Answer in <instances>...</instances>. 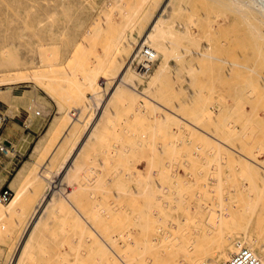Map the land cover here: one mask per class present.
Masks as SVG:
<instances>
[{"label":"rangeland","instance_id":"1","mask_svg":"<svg viewBox=\"0 0 264 264\" xmlns=\"http://www.w3.org/2000/svg\"><path fill=\"white\" fill-rule=\"evenodd\" d=\"M145 1L0 0V90H30L29 111L41 124L30 151L12 165L7 187L1 189L11 191V201L15 196L19 200L8 217L0 219V264H129L132 259L136 264L137 184L153 165L151 173L165 171L192 181L191 173L199 182L202 177L212 181L207 182L217 192L214 202L227 204L232 215L231 230L224 234L245 233L264 250V28L243 17L241 7L247 0H172L166 14L171 19L162 25L170 35L163 36L161 45L170 48L171 56L178 47H198L201 55L176 70L169 57L145 94L149 98H139L159 103L154 110L136 100L154 67L144 78H133L142 64L135 59V41L166 0ZM133 11L140 20L139 34L127 31L116 78L108 85L101 81L94 88L87 86L82 80L87 74L104 75L115 55L113 38ZM59 65H64L63 72L58 73ZM127 69L132 83L112 96L111 87ZM130 96L138 101L134 108ZM72 111L79 124H71ZM70 124L73 136L61 144ZM88 131V142L62 173L80 145L75 144ZM233 151L244 160L231 161ZM4 179L0 176V183ZM259 179L263 182H256ZM10 202L0 206L8 209ZM223 240L214 230L206 245L212 248ZM213 250L218 249L209 253Z\"/></svg>","mask_w":264,"mask_h":264},{"label":"bare ground","instance_id":"2","mask_svg":"<svg viewBox=\"0 0 264 264\" xmlns=\"http://www.w3.org/2000/svg\"><path fill=\"white\" fill-rule=\"evenodd\" d=\"M171 1L172 0H166L165 1L164 5L161 8V10L159 11V13L158 14L155 13V14H157V15H155L156 16L154 18L155 20L150 19L151 21L148 23V27L145 30V32L142 33L140 38L136 39L138 42L135 41L136 42V51H137L135 54V59L138 58L142 61L140 73L141 72H143V73H141V74L138 73V75H136L133 78H135L136 81L140 80L139 78H144L146 76V74L151 70V67H154V73H152L151 77L150 76L145 77V79L148 82L147 88L144 89L143 92L139 93V95H136V100H138L139 98H143V99L149 98L145 94L150 89L149 86L153 83V78H155L154 81H157V76L159 75L158 73L159 72L161 73L165 69V67H167V65L170 61L169 57H171V59L175 61V63H176L175 70H176L180 67H183L188 58L189 59H195L199 55H201L200 52L197 51L198 47L193 48V49L186 48V47H178V49H176V50L174 49V52H172L173 55L171 56V54H168L169 53L168 50L170 48L168 49L167 46H166L167 48H165L161 45V40H162L163 36L166 34H168L167 36L170 35L168 33L169 28L167 30V28H164V26H162V25L165 24L167 21L169 22V20L171 19V17L168 18L169 20L166 18V14L168 12V6L170 5ZM145 2L146 1L143 0V4ZM235 2L233 1V3H235ZM241 2H242V0H241ZM217 3H218V1H217ZM233 3H231V4L233 5ZM243 3H244L243 5H242V3H240V5H242L241 8H243V6H245L244 8L246 10V11L244 10L245 13L243 14L244 15L243 17L246 18V20L251 19L254 22H257L258 24L262 25L264 28V0H247V1H244ZM236 5H238V2ZM141 6H139V7L141 8ZM139 7H137V9ZM238 7H239V5H238ZM140 8L138 10H140ZM229 8H228V10L230 11L231 8H233V6L230 9ZM237 10H238V8H237ZM231 12H232V10H231ZM136 15H137L136 12H134L130 17L131 19L128 20V22H126L123 25L122 30L118 33L117 39L113 38L116 41V42H114L115 44L112 42L115 46L114 51H113L115 53V55L111 54L107 69L103 73L104 75L101 77H98V76H95L97 74H95L94 76L87 74V76H85L82 79L87 86L94 88L96 86H99L100 85L99 82H101V81H103L102 83L108 85L111 80H114L116 78V76L113 74L115 72H117L116 68H117V66H119V63H120V60H118L119 59L118 57L120 55L122 48L124 47V41L127 40V39H125V35H126L128 30L131 34L132 33H138V31H139L138 25H140L139 24L140 20H139V18L136 20ZM169 16H170V14H169ZM142 20H143V18H142ZM178 25H179V23H178ZM179 26L181 28V24ZM171 27H173V26H171ZM171 27H170V29H172ZM182 28H183V26H182ZM171 31H179V30L174 29ZM179 32H181V31H179ZM262 34L264 35V32ZM113 39H112V41H114ZM193 39L194 38H192V37L188 38L189 41H191ZM128 43L130 45V40ZM131 44H134V43H131ZM171 44H172V42H171ZM175 45H177V44H175ZM127 46H128V44H127ZM145 46L149 47L150 50L146 49ZM132 48H133V46H132ZM144 50H147L149 53H151L152 57L151 58L145 57L143 54ZM121 54H122V52H121ZM124 55H126V53ZM202 56L204 59L209 57L208 55H205V54ZM121 61H122V59H121ZM63 66L64 65L58 66V68H57L58 73L63 72L65 70V69H63ZM100 72H102V70ZM124 72H125V70H124ZM27 73H28V70H26L24 74L27 75ZM126 76L128 78L124 79ZM131 76H132V72L130 73V69H127L125 74L122 76L121 80L119 79L120 82L119 83L116 82L111 87V90H113L112 96H114V94L118 90H123V88H124V90H126L125 87L123 86V84H127L130 82L132 83ZM25 78H27V77H25ZM20 80H21V77H20ZM81 86H82V83H81ZM83 86H85V85H83ZM87 86H85V88ZM94 91H96V90H94ZM93 93H95V92H93ZM123 99H121V100H123L125 102L126 98H123ZM127 100H132L133 104L135 103L133 96L128 97ZM123 101H121L120 104H122ZM138 101L141 104L143 103V105L146 104L149 107L151 106L154 110L158 109V107L160 106V104L157 103L156 101H155L156 103L155 102H149V101H148V103H146L142 99H139ZM138 101H136V103L134 105H132L130 103L131 106H133V108H134V106L138 104ZM125 103H128V102H125ZM125 106H128V105L125 104L124 107ZM139 107H141V106H139ZM131 108L132 107H130L129 110ZM136 109H138V108H136ZM147 110H148V108H146V110H144V108H143L144 112ZM131 112L134 113V111H131ZM36 113H39V112H35V114ZM69 114H70L69 116L72 118L71 124H74L75 122L80 123L81 120H79V116L77 113L72 111ZM169 119H170L169 117H162V120H169ZM71 124L65 130H63V133H62V136H63L62 139L63 140L60 141L61 144L63 142H65V140L72 138L73 135L72 134L69 135L70 132L72 131V125ZM84 126H86V128H90L89 131L92 130L90 124L87 123V125H86V123H85ZM89 131L86 134V136L84 137V139L82 141H80L81 143L78 142L79 141L78 140L77 143L75 144V147L78 146V144H80V145L78 148H76V151L74 153L75 155L73 153L72 154L70 153V155H69L70 159L68 158V164L66 165V167L62 173H64V171L67 169L68 166L72 165V163L75 160L76 155L79 152H81L82 147L84 146L86 141L88 142V139H89L88 137L90 136ZM51 133H52V131L50 130L49 135L52 136L53 134H51ZM205 142H206V140H205ZM58 147H60V143L55 148H58ZM224 147H226V149H229L228 145L224 144ZM36 149L39 150L40 146L38 145L36 147ZM124 149L127 150L126 148H124ZM240 158L241 159L243 158V160H244V157L241 156V154L239 152H236V151L232 152L231 161H235V162L240 161L241 160ZM245 160H246V158H245ZM151 162H152V160H151ZM249 162H251V161H249ZM149 165H150V163H149ZM150 166H152V165H150ZM152 167L154 168V165ZM153 168H152V170H153ZM152 170H151V172H152ZM155 170H153V171H155ZM168 170H167V172H168ZM202 170H206V168L202 169ZM131 172H133V171H131ZM131 172H129V173H131ZM151 172L149 170L147 172L148 176L146 175L147 177H145L144 179L139 178L140 182H139V179L136 180V182L137 181L139 182L137 184L138 186H137L136 197H135V200H136V205H135L136 206V210H135L136 211V242H135L136 243V245H135V247H136L135 248V250H136V253H135L136 254V264H224L230 258V256L234 252H237L240 248H246V249L250 250L251 253L259 261H261V263L264 264L263 247L258 242H256L253 238H251L249 235H247L245 233L241 237L235 236L236 233L239 235V232L234 233L235 231L234 232L231 231L232 236L230 234H228V235L224 234L225 231L227 232V231L231 230L230 226H232V224H231L232 223L231 222L232 221L231 220L232 215L229 211L230 209L229 210L226 209L227 204L225 205L224 202L222 204H220V202H218V200H217L218 204H216L217 203L216 200H215L216 203L214 202L212 195L216 191H214L215 190L214 186H213V188H211V186L208 184V182H212V181L204 180V177H202L203 179H201V181L199 182L200 178H197L199 176H197L196 174L192 175L191 173L188 174V177H189V175H190V177H193L192 181H191V179H188L187 177L180 178V176L175 175L174 173L168 174L165 171L164 172L159 171V172H155V173L154 172L151 173ZM129 173H127V174H129ZM138 173H140V172H138ZM199 173H202V172H199ZM215 173H217V171ZM206 174H202V175H205V177L207 178L208 176H206ZM57 175H60V174H57ZM131 175L132 174H130V176ZM212 176H214V175H212ZM258 181L263 182V179H259L256 182H258ZM256 182L253 184L256 185L257 184ZM258 184L260 185V183H258ZM260 187H261V185H260ZM119 188H121V185ZM218 189H220V187ZM254 189H256V187ZM121 191L122 190H120V192ZM219 191H221V190H218V193H219ZM123 193L127 194V193H125V189H124ZM128 193H130V190ZM131 193H133V191H131ZM16 194H18V193H16ZM132 198L134 199V197H132ZM18 200H19L18 196H15L12 201L10 200L11 202L9 201L10 204L8 205V209L0 206V219L8 217V214H9L8 212H10L12 207L17 204ZM47 202H49V201H47ZM50 203L52 204V202H50ZM0 204H2V203H0ZM223 204L225 206H223ZM253 209H255V208H252V210ZM120 211H121V209H120ZM124 212H126V210ZM119 214L120 213L117 211V215H119ZM132 215H134V214H132ZM119 216H118V218H119ZM196 216H200L201 217L200 220H202V221L199 222V220ZM100 219H101V217H100ZM115 226H112V227H115ZM234 226H236V225H234ZM192 227H193L194 231L191 230ZM214 230H215V233L218 234V238L223 237L224 240L220 243V245H216L213 243L212 248L216 247L218 250L215 253H213L214 250L212 251V253H209V250H211L212 248H209L206 245L207 242H209L208 241V234H210L211 231H214ZM241 230H243V229H241ZM109 231H110V229H109ZM227 233H229V232H227ZM220 235H221V237H220ZM212 242H214V239ZM1 245H2V242L0 240V247H1ZM97 246H98V243H97ZM210 246H212V245H210ZM126 248H129V247H126ZM126 251H127V249H126ZM124 252H125V250H124ZM1 260H2V258L0 256V261ZM130 261L134 262V259H132ZM131 262L129 264H131Z\"/></svg>","mask_w":264,"mask_h":264},{"label":"crops","instance_id":"3","mask_svg":"<svg viewBox=\"0 0 264 264\" xmlns=\"http://www.w3.org/2000/svg\"><path fill=\"white\" fill-rule=\"evenodd\" d=\"M30 92L14 87L0 90V144H4L13 155L10 158L0 153V176H5L0 190L7 187L12 165L25 158L38 136L41 124L31 117L27 99Z\"/></svg>","mask_w":264,"mask_h":264},{"label":"built area","instance_id":"4","mask_svg":"<svg viewBox=\"0 0 264 264\" xmlns=\"http://www.w3.org/2000/svg\"><path fill=\"white\" fill-rule=\"evenodd\" d=\"M145 57L151 58V53H149L147 50H144L143 52ZM36 116H39V113L35 114ZM0 153L3 155H8L9 150L4 144H0ZM12 194L11 191L8 189L1 190L0 191V202L1 203H7L11 200ZM224 264H263L261 261H259L250 250L246 248H240L237 252L232 254L230 258L224 263Z\"/></svg>","mask_w":264,"mask_h":264}]
</instances>
